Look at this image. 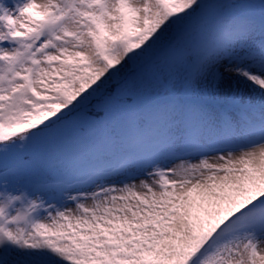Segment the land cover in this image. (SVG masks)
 I'll return each mask as SVG.
<instances>
[{
	"label": "snow or ice",
	"instance_id": "1",
	"mask_svg": "<svg viewBox=\"0 0 264 264\" xmlns=\"http://www.w3.org/2000/svg\"><path fill=\"white\" fill-rule=\"evenodd\" d=\"M0 264H264V0H0Z\"/></svg>",
	"mask_w": 264,
	"mask_h": 264
}]
</instances>
